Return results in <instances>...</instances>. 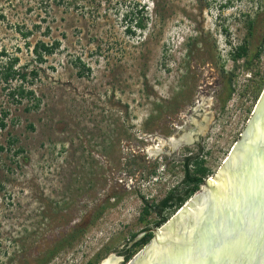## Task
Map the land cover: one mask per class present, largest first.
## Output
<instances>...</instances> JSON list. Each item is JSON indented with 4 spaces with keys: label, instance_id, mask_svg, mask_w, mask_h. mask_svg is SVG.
I'll return each instance as SVG.
<instances>
[{
    "label": "rangeland",
    "instance_id": "374dc122",
    "mask_svg": "<svg viewBox=\"0 0 264 264\" xmlns=\"http://www.w3.org/2000/svg\"><path fill=\"white\" fill-rule=\"evenodd\" d=\"M38 42L58 47L38 62ZM1 54L36 74L24 87L40 103L0 81V264H125L143 205L183 189L181 160L213 176L250 118L264 0H0Z\"/></svg>",
    "mask_w": 264,
    "mask_h": 264
},
{
    "label": "water",
    "instance_id": "95a60500",
    "mask_svg": "<svg viewBox=\"0 0 264 264\" xmlns=\"http://www.w3.org/2000/svg\"><path fill=\"white\" fill-rule=\"evenodd\" d=\"M148 233L151 240L125 264H264V88L217 172L166 223L138 238Z\"/></svg>",
    "mask_w": 264,
    "mask_h": 264
},
{
    "label": "trees",
    "instance_id": "16d2710c",
    "mask_svg": "<svg viewBox=\"0 0 264 264\" xmlns=\"http://www.w3.org/2000/svg\"><path fill=\"white\" fill-rule=\"evenodd\" d=\"M135 25L138 28L144 27L141 23L135 21ZM252 27L249 26V30L251 31ZM129 31V30H128ZM58 47V44L55 42L52 45H48L43 42H38L33 47V53L38 62H42L45 56L52 55L55 49ZM4 56V54H1ZM249 57V48L247 42H244L241 45L235 47V49L231 53V59L233 61H238L240 59H247ZM18 63L17 58H7L4 64L0 65V81L1 83L8 86L10 82L14 79H19L20 84L12 89L8 96L11 101L15 104L21 103L22 100H33L32 108H27V111L31 109H38L40 101L37 98H34L33 92L31 90H27L24 87V83H26L27 78L31 76H35L34 72H30L28 74L18 71L15 68V65ZM262 89L264 85H260ZM260 87V88H261ZM7 112L4 111L0 117V129H4L6 127L5 119L7 117ZM14 143V141H12ZM4 151V148L0 146V152ZM21 151V150H18ZM183 178L182 185L183 189L180 190H171L161 201L157 204L148 205L145 203L142 207L141 216L139 221L144 223V228L140 233H136L130 236L129 241L125 244L124 248L120 251V254L124 258V263H127L141 248H143L152 238V234L148 233L143 235L140 238H137L139 234L148 231L151 228H159L164 223H166L174 213L177 212L187 201L190 199L203 185V181L207 180L209 177L211 178L213 172L206 167L205 162L199 158V155H190L186 156L181 160ZM154 173V171L152 172ZM104 207L102 206L100 211L96 212L93 217H98L101 213V210ZM154 216L151 220H148L149 217ZM92 220V221H93ZM88 223V222H87ZM91 221L88 223L91 225ZM51 258V257H49ZM48 258V259H49Z\"/></svg>",
    "mask_w": 264,
    "mask_h": 264
},
{
    "label": "bare ground",
    "instance_id": "6f19581e",
    "mask_svg": "<svg viewBox=\"0 0 264 264\" xmlns=\"http://www.w3.org/2000/svg\"><path fill=\"white\" fill-rule=\"evenodd\" d=\"M190 140H189V138H188V136H185V137H183V138H180V139H170L169 141H168V145H171V146H174V145H176V144H178L179 142H189ZM102 264H117V260H112V259H110V258H108V260H106L105 262H103Z\"/></svg>",
    "mask_w": 264,
    "mask_h": 264
}]
</instances>
